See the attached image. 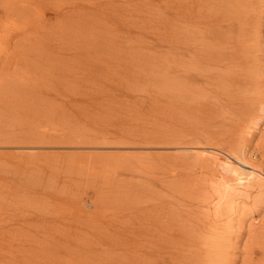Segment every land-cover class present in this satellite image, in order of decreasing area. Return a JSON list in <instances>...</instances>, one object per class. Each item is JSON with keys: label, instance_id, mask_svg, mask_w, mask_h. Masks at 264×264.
Returning a JSON list of instances; mask_svg holds the SVG:
<instances>
[{"label": "bare ground", "instance_id": "bare-ground-1", "mask_svg": "<svg viewBox=\"0 0 264 264\" xmlns=\"http://www.w3.org/2000/svg\"><path fill=\"white\" fill-rule=\"evenodd\" d=\"M22 1L20 0V3H17L16 5L12 4V11L14 14L8 11H4L5 14H0V20L3 19L5 24L7 21L11 20V23L14 25V27H18L21 32H23L24 29L22 24L23 19L25 18L30 20V16L25 14L23 9V3L25 4V2L28 0L23 3ZM162 1L164 3H162ZM110 2L112 4L114 3V0H110ZM136 4L134 3L133 5L136 6ZM117 5L120 7L121 3L119 2ZM92 6L94 7L90 8V14L94 13L97 10V7H104L99 1L93 2ZM134 7L132 6L133 9ZM145 10H147L149 14H152V17H154L155 14H158L156 17L160 21L164 22L168 27V34H166L167 36L164 34L166 36L165 51L168 54L167 58L169 59L165 74L167 78L165 77L164 79H157V77H160L161 74L157 75L156 62L154 61L153 65H151L150 60L152 57L157 56V49L148 51L145 50L144 53L142 52L141 56L138 57V55H134V53H130L124 48V46L120 43L123 39L122 38L119 39L118 43L113 45V48L109 54L106 51V48L109 47V43H111L116 37L112 35L113 33L105 32V29H100L101 27L98 26L94 27L95 29L98 28L97 31H91L94 35L93 38H88L89 40L85 41L89 43V47L91 45L92 49L97 50L96 52L98 53L94 55L97 56L99 62L103 63L105 55H107V58L108 54L109 57H113L115 55V64L119 65L120 67H118L114 73H118L122 69L125 72L124 76L131 73V81H136V87L138 85L137 82H140L142 79V76H140L141 73L138 72V68H140L138 64L144 62L146 58H148L152 68L151 71L153 75L151 76L154 77V80L151 78L150 79L151 83L153 84V88L154 85H160L163 81L167 80L165 83H163L167 86V91H164L167 92L166 94L159 93L161 90L160 89L156 90L155 92H150L146 96L143 95L141 98H149L153 102H156L157 99L161 100L164 97H168L169 99L166 100L167 109H169L170 106L173 118L171 122H168L170 120L167 119V126H163L162 121L164 117H160V121L158 119L159 117H155V119L157 118L158 121H153V123H155V125L153 124L154 131L152 132L154 136L152 137V134L150 136L148 135L145 137L146 139L142 138L143 140L148 139L147 143L149 142L153 145L157 143L159 145L165 144L168 146L181 140H183V142L190 143V141L187 139L190 134L184 129V126L191 123L192 119H196V121H198V119L200 120L199 116H197V111L200 112V116L206 112L207 114L203 116L206 118L208 116V118L211 120L212 118H215L213 115L219 111L222 110L226 114L229 111L231 113L229 114L228 118L225 114L223 121H219L222 126L229 122L225 132H222L221 130L217 132L213 129H209L205 135L202 133L199 135L200 138H202L201 140L198 138L199 136L189 137L191 143H201L203 140H205L206 143H212L215 146L222 144L226 149V152H223L229 156L224 154H214L213 156H209L206 153L202 154L201 158L193 160L200 167L199 173L188 175L187 178H185L181 183H176V179L172 180L165 176L160 177L158 175L159 172L157 174L155 173V176L153 175L155 178L153 183H151V181L149 183V185H152L155 189L154 193L151 194L152 199H150V201H147L146 199V204H140L141 197H133V195L138 193L136 190L138 185L136 184V181L131 179V181L133 180V183H129L130 185L128 186L126 185L128 184L127 180L112 175L116 168L120 169L126 165L130 166L131 161L127 158L126 160L115 159L117 161H112L111 164L110 160V162L107 164L101 162L107 161V159H102L105 157L101 155L98 157V155H95L93 157L95 160L93 163V170L91 172H86L91 173V176L88 178H83L82 176L78 182L83 183L85 186L91 185V188L94 189V191L98 189V186L102 188L100 184H97L98 182H95L97 178L94 177L99 178L100 175L97 169L103 166V164H107L106 166H109V169H107V171H105L106 174L101 177L103 179H99L100 182L106 185L104 190L108 191L110 194L116 193L118 197H124L120 207L118 205L119 208L114 207V210L112 209L111 214L114 216V218L112 216V219L118 221L116 218L117 216L129 214L130 216H134V222H137L135 224L129 219H127L128 222L126 223L119 221L118 223L121 224V227H115L114 230H112L108 225V223L113 221L108 223L105 221L106 219L104 218L107 216L106 214H103L102 211L100 212V205L95 207L94 210L88 211V209L84 207L85 205L83 204V198L81 197L75 200L77 207L74 206L75 211L72 209L73 212L71 217L65 214L60 215L57 213L58 206L61 205V203L64 204L66 201V199L61 196H53L52 198L50 196V198L55 201L54 204L40 206L39 209L42 212H39L38 214H35L36 212H32V214H29L28 210L24 208H29L31 204H37L38 206L40 204L39 200L46 199L41 197L44 195L40 196V192L38 191L39 187L46 189L45 187L49 186L50 184V186H52V181H57L55 175H52L54 170L49 171L50 173L46 175V179L49 180L50 183L44 186H42V181L45 180H42L41 178H13V181L11 182L12 184H10V186L16 188L25 187L23 190L24 193H22V195L26 196V199H24L22 202V211L20 210L19 212H13L12 210L8 216L12 225V232L15 230L14 232H16L17 239L16 243L13 244L12 247L16 251L21 252L20 256H23L20 258L21 263L58 264V261H61L62 264H86L91 263L92 260L90 259H93L94 256L98 258L97 255L102 254L103 252L104 255L107 254L105 253L106 248V252L109 250L110 252L105 256V260L104 258L102 259L104 260V263L102 264H236L237 258H235V256H231L229 258L228 248L231 247L233 249H237L238 246L236 244L242 242L244 236L243 233L248 231L250 235L247 236V238H250L247 239L248 243H246L247 241L244 242L245 248L243 250L246 255L243 257V264H245V261H247L248 264H264V224L251 229L248 228L249 225L245 226L246 212L249 211L244 209L241 213H239V216L235 220L237 223L235 229H232L233 214L231 213L236 211V207H234L235 204H229L225 202L223 198L224 196H235V193L226 188L229 183L235 182L244 189L257 192V196L253 198L250 212L260 210L262 207V201H264V166L260 165L262 166H259L260 168L253 167L255 170L252 169L249 171H244L237 164L230 163L231 158H234L240 163V161L237 159L240 158V154L244 155L245 150L239 146V143L246 141L250 142V139L254 135L252 134L253 131L255 128L257 129L260 126V121H264V102H253L250 100L245 101L243 100L244 98L240 96V93L245 91L243 88H241V82L246 78L243 76H249L244 71H242L250 65L245 61H247L249 58L251 48L253 49L255 47L259 50L261 43L264 42L262 41L264 36L258 34L261 29V25H264L262 24V22H264V19H262L264 18V0H159L157 5H146ZM120 11L122 10L120 9ZM164 11H166V14ZM63 12H60L58 17H61L60 14H68ZM74 13L76 12L74 11ZM131 13L132 12H130V14ZM13 16L18 18L17 22H15ZM119 18L120 17L117 15L110 16V20H112L116 26L120 25ZM0 23L2 24L1 21ZM151 26H153V24H151ZM3 27L5 26L3 25ZM21 27H23V29H21ZM128 30L130 32L132 31L130 29ZM14 32L18 31H12L9 29L0 30V54L8 59H2L5 61L4 63L0 61V80L3 79V81L6 80L5 78H7L11 72L9 71L8 73L9 65L7 64V61H9L11 57L13 58L15 56L13 55V51L9 52L12 38L10 36ZM71 32L73 33V30ZM120 32L125 36V38L126 35L128 38L134 35L135 37L133 36L132 38H136L134 41L137 42L138 35L144 36L142 33L143 31H138L137 34L129 35L124 31L120 30ZM57 38L58 37L56 36L54 40H57ZM1 39L3 40L2 42ZM129 41L131 42V40ZM39 43L40 44L38 45H43L44 41L42 40ZM88 45L84 46L85 50L88 49ZM115 45H118V49H114ZM262 45H264V43H262ZM79 47L81 48L82 46ZM38 48L40 47L38 46ZM80 48L73 51V54L77 57L81 52V50H79ZM21 52L24 55H21ZM40 53L42 54L43 50H41ZM18 54L19 55H16L15 57L19 56L22 58L25 56L24 50L19 51ZM245 57H247V59H245ZM30 61L32 62V60ZM28 63H30L29 60ZM35 64L38 65L37 62ZM83 67V69H86V71H83L87 77H91V72H97L98 77L99 75L102 76L106 73L104 69H101V67L90 68L86 64ZM238 68H240L239 71ZM13 69H15L14 66ZM26 70L28 71V69ZM88 71L90 73H88ZM102 71L104 72L103 74H101ZM2 72L6 74H3ZM107 72H110V70ZM68 75L65 73V76ZM129 80L127 79L126 82H129ZM259 82L261 84L264 83V81L261 80ZM7 83L9 88L10 82ZM235 84L238 85L235 87ZM1 85H3V83H0V87ZM192 85L195 86V89L192 88ZM196 85H199V88H196ZM94 86L97 87L96 85ZM14 88L15 91H13V88L11 91L16 93L19 88L17 86ZM132 88H134L133 85ZM201 88L205 92L203 95H210V98L206 99V104L208 102L207 100L211 99L212 101V99H216V97L218 100L220 99L221 104H219L220 102H218L217 105L215 103L213 105H216V107H214L209 101V104L207 105H212V108L208 106V108L211 109L205 112L203 110V113L201 107L206 105L204 104L205 102L198 104H196V102L194 105L193 102H195L197 99L193 101L194 99L192 100V97L188 95L190 94L188 91H192V94L194 92H198ZM31 89L32 87L28 88V90ZM102 89L108 91L107 89L100 87V90ZM185 90L187 91L185 92ZM36 91L37 95H30V97L32 96L36 98L35 103H31L30 101L31 113L37 112L36 110H38L40 107H44L42 99L43 92L39 89ZM140 93L143 94V91L138 92V94ZM199 93L202 94L200 91ZM86 95V98L88 99L85 98V103L90 107L91 101L89 99L97 97L98 92H96L94 89H91L86 93ZM187 95L191 98H189ZM199 100L201 101L202 99ZM97 103L98 107H101L103 101H101V103L98 101ZM177 114L179 115L177 116ZM192 116L197 117L192 118ZM211 120H209V122H212ZM93 121L97 122L95 120ZM93 121L87 122L86 126L89 124L92 126L97 125ZM213 122L215 125L214 127H216L218 121L215 120ZM230 124L232 126H230ZM197 125L198 123H195L194 127ZM69 130L73 131V129ZM99 130L101 131V134H98L97 130L94 132L92 131L94 134V139H90L87 136L89 134H87L85 137V139H87L85 144L91 142L92 146L90 147H93L100 144L113 143L117 140L120 141L118 138L122 139V134L115 135L114 133L112 136L115 140L109 142V136L102 132L101 129ZM262 131H264V128H262ZM125 135L131 138V134ZM74 136L75 143H72ZM84 136L85 135H83V137ZM28 137L29 139L22 141L23 143L20 144L19 142H16V144L19 143L20 145H25L30 143H39L43 145V143L48 144L49 142H52V144H55V146L58 144L62 145V143H68L70 145L74 144L77 146L81 142L80 135H77L76 133L73 134L70 131H62L59 133L50 134L48 136L39 133L38 136L32 135ZM126 139L128 140V138ZM138 140H136V143ZM133 141L134 140H132V142ZM132 142L130 141V143H127L132 144ZM139 143L141 142L139 141ZM81 148L82 147L79 149L80 152H86L85 149ZM1 152L4 154L5 152H8V150ZM28 152L29 151H27V153ZM17 153L20 155L19 151ZM33 155H35V153L31 151L30 156L32 157L30 158H33ZM69 156L77 158L76 155L70 154ZM132 157L134 156L132 155ZM136 157L134 160L133 158L131 159L134 161L133 165H138L132 166L133 169L137 170L138 167L147 168L150 166H155L156 169L160 171V173H165L166 167L161 162L157 163V159H161L162 156L159 157L157 155V158L152 157L153 161L148 163V165L143 164L144 161L139 162V159ZM19 158L21 159V156ZM98 163L101 165L97 166ZM260 164H262V162ZM23 166L24 165L15 169V174L13 173V177L24 175L23 171H25V169ZM71 166L76 167L73 165ZM109 172L111 175H109ZM67 180H70V178ZM61 186L64 185L61 184ZM107 187H113L114 190H111V192ZM26 190H31L33 193L29 194L26 192ZM20 191L21 190L18 188L17 193ZM177 193H184L187 198V202L184 200H178L179 198L175 197ZM149 195L150 193L146 194V196ZM43 204H45V202H43L42 205ZM47 205H50L51 208H46ZM86 206L89 207L90 203H86ZM77 212H80L79 215L84 217V219L78 221L81 229L75 228L76 221H74L75 219H73V217ZM102 222H105L107 225H103ZM32 226H35V228L36 226L39 227L36 229L34 228L35 230H33L31 228ZM31 235L33 236L32 239L29 237ZM22 237H24L26 240ZM107 241L109 243H107ZM224 241H228L229 243L224 244ZM27 243L28 245L29 243L31 244L27 246ZM99 248L101 252L98 254ZM254 250L261 252L259 257L260 259L255 260L256 257L253 256ZM223 256L228 257H226L224 260L221 259ZM47 257L49 259L48 262H46ZM94 263H96V260ZM100 263L97 262V264Z\"/></svg>", "mask_w": 264, "mask_h": 264}, {"label": "rangeland", "instance_id": "rangeland-1", "mask_svg": "<svg viewBox=\"0 0 264 264\" xmlns=\"http://www.w3.org/2000/svg\"><path fill=\"white\" fill-rule=\"evenodd\" d=\"M15 1L0 0V5L4 4L0 6V14H5L4 11H8L14 14V12L12 11L13 5L20 3V0ZM25 1L27 0L22 1V3ZM96 1L102 3L106 8L103 7V10L102 7H97V10L94 13L90 14V8L94 7L92 6V4ZM9 2L12 3L10 4ZM119 2L121 3L120 7H118L117 5ZM158 2L159 0H114V3L111 4L110 0H28L27 2H25V4L23 3L24 13L30 16V20H27L25 18L23 19L22 24L24 26V29L23 27H21V29H23L24 33L21 32L18 27L15 28L11 23V20L7 21L6 24L3 19L0 20L6 27H3V25L0 23V30L9 29L12 31H18L14 32L10 36L12 38L9 52L13 51V55L15 56L19 55L18 53L21 50H24L25 52L24 57L20 58L19 56H14L13 58L11 57L9 61H7V64L9 65L8 73L9 71H11L9 73L10 75L5 78V81H3V79L0 80V83H3V85H1L0 87V264H24V262L21 263L20 261V258L23 257L20 256L21 252L16 251L12 247V245L16 243L17 239L16 232H14L15 230H13L12 232V225L8 216L10 212H12V210L13 212H19L20 210L22 211V202L24 201V199H26V196L22 195V193H24L23 190L25 189V187H18L21 191L17 193L18 188L10 186V184H12L11 182L13 181V178H41L42 180H45L42 181V186H44L50 183L49 180L46 179V175L50 173L49 171L54 170V173H52V175H55L57 181H52V186H50V184L49 186L45 187L46 189L39 187L38 190L40 192V196L44 195L41 197L46 199L39 200V207L37 206V204H31L29 208L26 207L24 209L28 210L29 214H32V212H36L35 214H38L39 212H42L39 209L40 206H45L46 204H54L55 201L51 198L53 196H61L65 198L66 201L64 204L61 203V205L58 206L57 213L60 215L65 214L71 217V214L73 212L72 209L75 211L74 206L77 207L75 200L81 197L83 198V204L85 205L84 207L88 209V211H92L95 209V207H98L100 205V212L102 211V213L106 214L107 216L104 218L106 219L105 221L107 223L113 221L111 223H108V225L112 230H114L115 227H119L121 225L120 223H118L119 221L126 223L128 222L127 219H129L134 222L135 217L126 214L117 216L116 218L118 219V221L112 219V209L114 210V207H118V205L120 207L124 197H118L116 193L110 194L108 191H105L104 188L106 187V185L100 182V180L103 179L101 177L106 174L105 171L109 169V166L106 165L110 162V160L111 164L112 161L121 159L126 160V158L131 161L130 166L126 165L120 169L116 168L113 173L112 171L111 173L112 175L127 180L128 184L126 185L128 186L130 185L129 183H133V180L131 181V179H134L136 181V184H138L136 189L138 193L133 195V197H141L140 204H146L147 201H150V199H152L151 194L154 193L155 190L152 185H149L150 181L151 183H153V180L155 179L153 175L155 173L157 174L159 172L158 175L160 177L165 176L172 180L176 179V183H181L185 178H187L188 175L199 173L200 167L193 160L201 158L202 154L206 153L209 156H213L214 154H224L226 156H229L223 152H226V149L222 144H219V146H215L212 143H206L205 140H203L201 143H191V140H189V137L199 136L201 133L205 135L209 129H213L217 132H219V130L225 132L226 128L229 125L228 122L222 126V124L219 122L220 120L223 121L226 114L222 110L215 115L210 114L215 117L212 118V120L209 119L208 116L207 118L203 116L207 114L205 111L210 110L213 104L216 103L217 105L218 102H220L219 104H221V101L216 97V99L214 98L212 99V101L211 99L207 100L208 102L210 101L212 103L211 106L207 105L209 103L207 102L206 104V99L210 98V95H203V93L205 92L202 88L199 90L202 94H200L199 91L192 94V91H188V93H190L188 95L192 97V100L194 99L193 101H195L196 99L203 100H196L195 102L191 100L193 104L196 102V104L202 102H205L204 104H206V108L205 106L201 107L202 112L203 110L205 112H203L204 114L201 113L202 115L200 116V112L197 111V116H199L200 120L198 119V121H196V119H194V121L192 118H196L197 116H192L191 123L184 126V129L190 134V136H188L187 138L190 143L183 142V140H181L177 142L178 144L175 143L168 146L165 144L159 145L157 143L153 145L152 143H147L148 139L143 140L146 139V136H150L154 131L153 124L155 125V123H153V121H158V119L160 121V117H164L165 120L163 119L162 123L163 126H167L166 122L168 120H170L168 122H171L173 118L169 104V109H167L166 100L169 99L168 97H164L161 100L157 99L156 102H153L149 98H141L143 97V95L146 96L150 92H155L156 90L160 89L162 91L160 90L159 93H167L164 92L167 91V86L163 84L167 80L163 81L160 85H154V88L153 84L151 83V79L154 80V77L151 76L153 75L151 71V65H153L154 61L156 62L157 75L161 74V76L157 77V79H164L166 77V67L169 60L167 58L168 54L165 51V37L167 36L166 34H168V27L164 22L160 21L156 17L158 14H155V16L152 17V14H149V12L145 10L146 5H157ZM134 3H137L136 6L133 5ZM162 3L164 2L162 1ZM7 5L10 7H8ZM132 6H135L134 9L132 8ZM101 9L103 10V12ZM120 9L122 11H120ZM74 11L76 13H74ZM60 12L68 14H60L61 17H58V14ZM130 12L132 13L130 14ZM164 13L166 14V11H164ZM111 15H117L118 17H120L119 26H116L115 23L110 20ZM13 18L15 19V22L18 21V18H16L15 16H13ZM89 24L92 26H90ZM151 24H153V26H151ZM262 24H264V22H262ZM95 26L101 27L100 29H105V32L113 33L112 35L116 37L111 43H109V47L106 48V51L109 54L113 48V45L115 43H118L119 39L122 38L123 39L120 43L124 46V48L130 53L138 55V57H140L142 52L144 53L145 50L148 51L157 49V56L152 57L150 60L151 65L148 61V58H146L144 62L138 64V66L140 67L138 68V72L141 73L140 76H142V79L140 80V82H137V87L135 86L136 81H131V73L127 74L128 76H124L125 72L123 69L118 72L119 74L114 73V71L118 67H120L119 65L115 64V55L113 57H109L108 54V58L107 55H105L103 63L99 62L97 56L94 55L98 52H96L97 50L92 49L91 45L89 47V43H87V41L89 39H92L94 36L91 31H97L98 28L95 29ZM128 29L135 32H130ZM70 30H73L74 34ZM120 30L126 32V34L128 35L137 34L138 31H143L142 33L144 34V36L138 35L137 42L134 41L136 38H132L134 35L132 37H129L130 39L126 35V39L125 36L122 35ZM258 34L264 36V25H261V29ZM56 36L58 38L57 40H54ZM42 40L44 41L43 45H38ZM129 40H131V42ZM2 41L3 40L1 39V42ZM262 41H264V38H262ZM262 43L259 50L255 47L253 49L251 48L249 58L247 61H245L250 65L246 67L245 70H242L249 75H244L243 77L246 78L241 82V88H243L245 91L243 93H240V96L244 98L243 100L245 101L250 100L253 102H264V85H262L264 83L261 84L259 82L260 80L264 81V45H262ZM86 45H88L87 50L84 49V46ZM38 46L40 48H38ZM79 46L82 47L80 48ZM78 48H80L79 50H81V52L77 57L73 54V51ZM114 49H118V45H115ZM41 50H43L42 54L40 53ZM21 55L24 54L21 52ZM4 58L5 57L0 54V61H2L3 63L5 62L4 60H2ZM58 58L61 60H59ZM245 59H247V57H245ZM5 60L8 59L5 58ZM28 60L30 63H28ZM30 60H32V62ZM36 62L38 65L35 64ZM24 63L25 65L29 66H25ZM85 64L90 68L101 67V69H104L106 73L102 76L98 74V77L97 72H91V77H87L85 75V72L83 71H86V69H83V66ZM13 66L15 67V69H13ZM22 69L24 72L22 71ZM26 69H28V71L30 72H28ZM107 69L110 70V72H107ZM62 70H64L65 72ZM239 70L240 68H238V71ZM65 73L69 75L65 76ZM88 73L90 72L88 71ZM103 73L104 72L102 71L101 74ZM127 79L129 80V82H126ZM7 82H10L9 88ZM94 85H96L97 87H95ZM132 85L134 86V88H132ZM236 85L238 84H235V87ZM16 86L19 89L16 93H13L11 89L13 88V91H15L14 87ZM31 87L32 89L28 90V88ZM100 87L105 88L108 91L104 89L100 90ZM194 87L195 86L192 85L193 89H195ZM196 88H199V85H196ZM38 89L43 92L42 99L44 107H40L38 110H36L37 112L31 113L30 101L31 103H35L36 98L32 96L30 97V95H37L36 90ZM91 89H94L96 92H98V96L93 97V99H89L91 101V106L89 107L85 102L86 99H88L86 98V93ZM140 91H143V94H138V92ZM186 91L187 90H185V92ZM190 96L188 97L191 98ZM98 101L100 103L101 101H103L101 107H98ZM216 105L213 106L216 107ZM208 106H210L211 108H208ZM230 113L231 112L229 111L227 112V118ZM178 115L179 114H177V116ZM155 117L159 118L155 119ZM93 120L97 122H94ZM209 120H211L212 122H209ZM215 120L218 121L216 127H214L215 125L213 122ZM90 121H93L97 125L92 126L91 124H89L88 126H86L87 122ZM195 123H198V125L194 127ZM259 125V129L255 128V130L253 131L252 134L254 135L250 139V142L246 141L239 143V146L245 150L244 155L240 154V158L237 159L240 161V163L237 162L234 158H231L230 163L237 164L244 171H249L252 169L255 170L253 167L260 168L264 166V148H262L264 147V131H262V128H264V121H260ZM230 126L232 125L230 124ZM69 129H73V131ZM99 129H101L102 132L109 136V142L115 140L112 136L114 135V133L115 135L122 134V139L118 138L121 142L117 140L113 143L100 144L93 147H90L92 146L91 142L85 144V141L87 140L85 139L86 135L89 134L87 136L90 139H94L93 132L97 130V133L101 134V131ZM62 131H70L73 134L76 133L77 135H80V144L76 146L74 144L70 145L68 143H62V145L58 144L55 146V144L49 142L48 144L43 143V145L39 143L20 145L21 143H23L22 141L29 139L28 136H38L39 133L48 136L50 134L59 133ZM125 134H131V138H133L131 139ZM83 135L85 136L83 137ZM153 136L154 134H152V137ZM126 138H128L129 141ZM134 138L136 140L139 139L137 143ZM198 138L200 140L202 139L200 138V136ZM132 140L134 141L132 142ZM130 141L132 142V144H128L130 143ZM139 141L141 143H139ZM16 142H19L20 144H16ZM72 143H75V136L72 139ZM80 147L85 149L86 152H80ZM5 150H8V152L2 154L1 151ZM18 151L20 152V155L19 153H17ZM27 151H29L30 153H27ZM31 151L35 153V155H33V158H30L32 157L30 156ZM70 154L76 155L77 158L69 156ZM95 155H98V157H100L101 155L105 157L102 159H107V161H101L107 164H103V166L97 169L100 175L99 178L94 177L97 178L95 182H98L97 184H100L102 186V188L98 186V189H96V191L91 188V185H89V187L85 186L83 183L78 182L80 180V177L82 176L83 178H88L89 176H91V173L86 172H91L93 170V163L95 161L93 157ZM132 155L134 157H132ZM157 155L159 157L162 156L161 159H157V163L161 162L166 167L164 174L160 173V171H158L155 166H150L147 168L138 167V169L136 168L137 170L132 168V166H138L133 165V160L136 156V158L139 159V162L144 161L143 164L148 165V163L153 161L152 157L157 158ZM20 156L22 160L19 158ZM132 158L133 160H131ZM258 159L260 160V162ZM261 162L262 164H260ZM68 163L76 167H72ZM22 165H24L23 168L25 169V171H23L24 175L13 177L15 169L19 168V166ZM100 165L101 164L98 163L97 166ZM111 173L109 175H111ZM69 178L70 180H67ZM61 184L64 186H61ZM226 188L235 193V196L233 197H223L225 202L229 204H235L234 207H236V211L232 213L230 212L231 214H233L232 229H235L237 225L235 220L239 216V213H241L244 209L249 211L246 212L245 226L249 225L248 228L251 229L264 224V201H262V207L260 210L250 212V209L252 208L253 198L257 196V192H252L244 189L237 185L235 182L229 183ZM108 189L110 191L114 190L113 187H110ZM26 192H28L29 194L33 193L31 190H26ZM105 192L107 193V195ZM149 193L150 195L146 196V194ZM175 197L179 198L178 200H184L187 202V198L184 193H177ZM43 202H45V204L42 205ZM86 203H90V206H86ZM46 208H51V206L47 205ZM79 213L80 212L75 213V216L73 217V219H75L74 221H76L75 228H80L78 221L84 219V217L80 216ZM102 224L107 225L105 222H102ZM38 227L39 226H36V228ZM31 228L33 230L36 229L35 226H32ZM243 234L244 236L242 242L236 244L238 246L237 249H233L231 247L228 248L229 258L231 256H235V258H237L236 264L244 263L243 257H245L246 255L243 250L245 248L244 242H246L247 239L250 238H247V236L250 235L248 231H245ZM29 237L32 239L33 236L31 235ZM22 238L25 239L24 237ZM107 243L109 242L107 241ZM228 243V241H224V244ZM246 243H248V241ZM30 244L31 243H29V245ZM29 245L27 243V246ZM100 248L98 254L101 252ZM109 252L110 250L106 252L105 248V253L107 254L104 255L103 252L102 254L97 255L98 258L94 256L93 259H90L92 260L91 263L86 264H97V262H101L100 264L104 263V260L106 259L105 256L108 255ZM260 255L261 252H259L258 250H254L253 256L256 257L255 260L260 259ZM226 257L228 256H223L221 257V259L225 260ZM103 258L104 260H102ZM95 260L96 263H94ZM48 261L49 259L47 257L46 262ZM58 264H62V262L58 261ZM245 264H248V262L245 261Z\"/></svg>", "mask_w": 264, "mask_h": 264}]
</instances>
